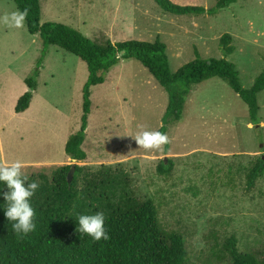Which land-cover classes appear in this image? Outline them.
I'll return each mask as SVG.
<instances>
[{
  "label": "rangeland",
  "instance_id": "1",
  "mask_svg": "<svg viewBox=\"0 0 264 264\" xmlns=\"http://www.w3.org/2000/svg\"><path fill=\"white\" fill-rule=\"evenodd\" d=\"M219 0H171L175 5L210 9ZM42 23L60 22L94 41L113 43L160 39L170 68L179 71L201 57L227 59L240 74L243 88L264 71V0H237L211 15H175L155 0H41ZM15 0H0V17L18 11ZM20 11V10H19ZM231 34L235 51L225 54L221 38ZM37 83L31 106L16 111ZM89 69L78 56L57 46L47 50L39 35L9 28L0 21V162H25V173L52 175L75 161L66 153L69 138L82 126L84 86ZM91 113L83 145L93 170L124 169L137 197L156 204L167 231L181 233L187 264H230L222 244L236 236L243 252L264 248V175L249 186L256 156L264 157V90L253 119L248 105L231 86L215 77L196 85L182 119L169 126V143L140 147L131 135L159 131L169 94L138 59H122L92 88ZM173 171L160 174L168 159Z\"/></svg>",
  "mask_w": 264,
  "mask_h": 264
},
{
  "label": "trees",
  "instance_id": "2",
  "mask_svg": "<svg viewBox=\"0 0 264 264\" xmlns=\"http://www.w3.org/2000/svg\"><path fill=\"white\" fill-rule=\"evenodd\" d=\"M20 11L27 8L25 19L28 30L39 35L44 49L57 46L70 52L88 65L89 78L84 86V113L81 129L73 134L66 153L73 160L86 161L88 154L83 145L91 113L92 88L106 81L112 67L122 59L135 58L154 76L169 94V104L164 116L161 133L182 119L187 98L193 88L211 78H221L240 95L248 105L253 119L260 110L258 96L264 90V71L249 89L242 87L236 66L227 59L198 58L184 65L179 71L170 68L167 46L156 41L128 40L113 43L94 41L80 30L60 22L42 23L41 0H15ZM167 13L175 15L217 14L237 0H219L215 7L175 5L171 0H155ZM225 54L235 51L233 37L221 38ZM28 90L18 100L16 111L23 113L31 106L37 83L26 80ZM264 151V150H262ZM174 162L162 161L160 174L173 171ZM72 165H59L52 175L40 173L29 176L39 182V189L31 198L36 211V229L18 238L12 222L5 215L4 192L6 185L0 183V264H187L188 250L184 236L177 231H167L160 220L159 211L150 198L137 197L131 191V177L124 169L103 166L93 170L77 165L73 179L69 181ZM264 175V157L256 156L248 174L249 186ZM103 211L108 240L94 241L78 231L77 215L95 214ZM236 236L222 244L223 259L230 264H264V248L243 252Z\"/></svg>",
  "mask_w": 264,
  "mask_h": 264
},
{
  "label": "clouds",
  "instance_id": "3",
  "mask_svg": "<svg viewBox=\"0 0 264 264\" xmlns=\"http://www.w3.org/2000/svg\"><path fill=\"white\" fill-rule=\"evenodd\" d=\"M28 16V9L13 11L3 17L0 21L9 28H21ZM138 145L144 149H159L162 145L169 143V137L159 131L143 130L131 135ZM26 165L22 160L11 163L0 162V183L6 185L7 192H4L6 201L5 215L12 222V229L18 238L27 236L36 229V211L32 206L31 198L34 196L40 185L38 181L30 180L25 173ZM77 231L83 236H90L94 241L108 240L109 234L105 227L106 216L103 211L95 214H80Z\"/></svg>",
  "mask_w": 264,
  "mask_h": 264
},
{
  "label": "water",
  "instance_id": "4",
  "mask_svg": "<svg viewBox=\"0 0 264 264\" xmlns=\"http://www.w3.org/2000/svg\"><path fill=\"white\" fill-rule=\"evenodd\" d=\"M75 162L72 164V170L70 171L69 174V181L71 182L73 179V175L75 173L76 166L78 165L77 160H74Z\"/></svg>",
  "mask_w": 264,
  "mask_h": 264
}]
</instances>
